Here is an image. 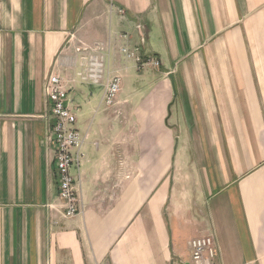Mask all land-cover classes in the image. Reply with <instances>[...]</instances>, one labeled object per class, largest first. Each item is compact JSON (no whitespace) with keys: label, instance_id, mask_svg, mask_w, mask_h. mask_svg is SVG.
Listing matches in <instances>:
<instances>
[{"label":"crops","instance_id":"crops-1","mask_svg":"<svg viewBox=\"0 0 264 264\" xmlns=\"http://www.w3.org/2000/svg\"><path fill=\"white\" fill-rule=\"evenodd\" d=\"M96 43L121 76L110 107L72 82ZM51 74L84 137L71 217ZM204 235L210 264H264V0H0V264H191Z\"/></svg>","mask_w":264,"mask_h":264},{"label":"built area","instance_id":"built-area-1","mask_svg":"<svg viewBox=\"0 0 264 264\" xmlns=\"http://www.w3.org/2000/svg\"><path fill=\"white\" fill-rule=\"evenodd\" d=\"M81 50L83 51H79L80 54L75 57L72 82L100 86L102 103L106 107L112 106L121 89V76L108 69V49H105L102 43H96ZM118 50L126 59L132 60L138 69L145 66L158 67L160 64L155 57L141 54L137 49H131L127 45H121ZM43 91L50 103V114L54 119L51 137L56 147L55 175L58 197L62 215L71 217L80 213L84 207L77 188V180L71 173L73 166L79 169L84 158L82 151L84 137L74 127L76 117L66 104L67 89L64 88L62 79L57 74L49 75ZM188 244L191 248V264H210V260L216 255L211 235L194 237Z\"/></svg>","mask_w":264,"mask_h":264}]
</instances>
